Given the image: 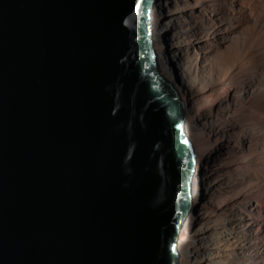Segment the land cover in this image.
<instances>
[{
  "label": "water",
  "instance_id": "water-1",
  "mask_svg": "<svg viewBox=\"0 0 264 264\" xmlns=\"http://www.w3.org/2000/svg\"><path fill=\"white\" fill-rule=\"evenodd\" d=\"M156 4L0 0V264H180L196 153Z\"/></svg>",
  "mask_w": 264,
  "mask_h": 264
},
{
  "label": "bare ground",
  "instance_id": "bare-ground-1",
  "mask_svg": "<svg viewBox=\"0 0 264 264\" xmlns=\"http://www.w3.org/2000/svg\"><path fill=\"white\" fill-rule=\"evenodd\" d=\"M156 2L152 40L164 35V17L197 159L179 263L264 264V0ZM242 17L253 28L234 46Z\"/></svg>",
  "mask_w": 264,
  "mask_h": 264
},
{
  "label": "rangeland",
  "instance_id": "rangeland-1",
  "mask_svg": "<svg viewBox=\"0 0 264 264\" xmlns=\"http://www.w3.org/2000/svg\"><path fill=\"white\" fill-rule=\"evenodd\" d=\"M238 2H239V0H237ZM236 6H238V4L236 3L235 4ZM231 7L233 6V5H230ZM233 8H234V6H233ZM166 12V11H165ZM163 14H165L164 12H162ZM154 24H156L157 23V21H156V19H154ZM241 21H242V23H241V27H239L240 28V33L239 34H235L234 33V35L232 36V39H230V41H228L229 43H231V41H232V44L235 46L236 44H238L239 42L238 41H240L241 43H242V41H244L248 36H249V34H250V32L252 31V25H250V24H247L248 22H247V19H246V17H242V19H241ZM246 21V22H245ZM244 22V23H243ZM167 22H166V20L164 19V17H161V16H159V26L160 27H163V29H164V31H163V34L166 36V39L168 38V34H170V31L172 30L173 31V29L171 28V29H167V30H165V28H164V24H166ZM246 23V24H245ZM250 26V27H249ZM168 28V27H167ZM166 32V33H165ZM237 33V32H236ZM164 37L161 35V36H159V38H158V40H155L154 41V45H156V47L157 46H160V45H162V47H164ZM167 41H168V44L170 45V40L169 39H167ZM234 42V43H233ZM241 43H239V44H241ZM243 44V43H242ZM222 46V45H221ZM224 46V45H223ZM171 52V50H169V53ZM174 63H173V60L171 59V61H170V66H171V68H174V65H173ZM178 70V72H180V70L179 69H177ZM182 229V228H181ZM180 232H181V230H180ZM212 232V231H211ZM179 238H180V235H179ZM179 240V239H178ZM195 244H197V243H195ZM177 245H178V241H177ZM205 261H209V260H205ZM212 263V262H211Z\"/></svg>",
  "mask_w": 264,
  "mask_h": 264
},
{
  "label": "built area",
  "instance_id": "built-area-1",
  "mask_svg": "<svg viewBox=\"0 0 264 264\" xmlns=\"http://www.w3.org/2000/svg\"><path fill=\"white\" fill-rule=\"evenodd\" d=\"M157 4H158V2H157ZM160 11H162V12H164L165 14H166V10H165V8H161V10ZM159 28H160V26H159ZM165 28V27H164ZM171 28H173L172 26H170V27H168L167 29H171ZM171 43L172 42H170V45H169V50H171ZM170 57H171V59L173 60V62H174V65H175V67L174 68H172V70H173V72H174V76L176 75V72L178 73V74H180V72L181 73H183V70H181V68L180 67H182V63L180 62V56H178V55H174V54H172L171 52H170ZM177 69H179L180 70V72H178V70ZM176 77V76H175ZM196 161H197V159H196ZM196 164H197V162L195 163V168H194V173L196 172L195 171V169H196ZM193 177H194V174H193ZM193 177H192V181H191V188H190V193H191V198L193 199V195H192V182H193ZM191 211V210H190Z\"/></svg>",
  "mask_w": 264,
  "mask_h": 264
}]
</instances>
